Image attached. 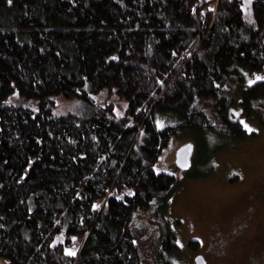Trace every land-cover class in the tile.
<instances>
[{
    "label": "trees",
    "instance_id": "trees-1",
    "mask_svg": "<svg viewBox=\"0 0 264 264\" xmlns=\"http://www.w3.org/2000/svg\"><path fill=\"white\" fill-rule=\"evenodd\" d=\"M241 70L264 72V0H0V264H172L158 159L184 130L246 139L239 95L264 124Z\"/></svg>",
    "mask_w": 264,
    "mask_h": 264
},
{
    "label": "rangeland",
    "instance_id": "rangeland-1",
    "mask_svg": "<svg viewBox=\"0 0 264 264\" xmlns=\"http://www.w3.org/2000/svg\"><path fill=\"white\" fill-rule=\"evenodd\" d=\"M240 73L246 83L264 81L257 79L264 77V72ZM93 97L101 103L106 99L114 102L116 114L124 116L127 104L114 93L102 91ZM240 98L239 95L230 116L241 122L246 139L216 129L184 130L158 159L157 168L172 172L177 180L165 208L177 247L169 256L172 264H197L198 257L206 264H264V124L255 117L243 118ZM55 103L56 115L77 112L76 100L55 97ZM173 120L170 117L168 123ZM164 124L160 121L158 127ZM186 144L194 146L192 165L182 170L176 156ZM81 242L74 237L68 252H78Z\"/></svg>",
    "mask_w": 264,
    "mask_h": 264
},
{
    "label": "water",
    "instance_id": "water-1",
    "mask_svg": "<svg viewBox=\"0 0 264 264\" xmlns=\"http://www.w3.org/2000/svg\"><path fill=\"white\" fill-rule=\"evenodd\" d=\"M194 146L192 144H186L182 146L176 156V164L178 168L182 170H189L191 168L192 162L191 157L193 154ZM197 264H206L202 257L196 259Z\"/></svg>",
    "mask_w": 264,
    "mask_h": 264
},
{
    "label": "snow or ice",
    "instance_id": "snow-or-ice-1",
    "mask_svg": "<svg viewBox=\"0 0 264 264\" xmlns=\"http://www.w3.org/2000/svg\"><path fill=\"white\" fill-rule=\"evenodd\" d=\"M9 3H11V0H9ZM257 79H264V77H257ZM244 126L248 129V131H252V129L247 124H245ZM70 255H74V253H70Z\"/></svg>",
    "mask_w": 264,
    "mask_h": 264
},
{
    "label": "flooded vegetation",
    "instance_id": "flooded-vegetation-1",
    "mask_svg": "<svg viewBox=\"0 0 264 264\" xmlns=\"http://www.w3.org/2000/svg\"><path fill=\"white\" fill-rule=\"evenodd\" d=\"M199 258V257H198Z\"/></svg>",
    "mask_w": 264,
    "mask_h": 264
}]
</instances>
